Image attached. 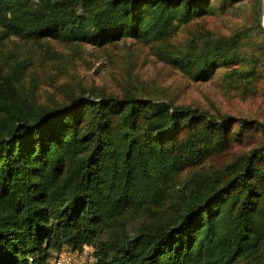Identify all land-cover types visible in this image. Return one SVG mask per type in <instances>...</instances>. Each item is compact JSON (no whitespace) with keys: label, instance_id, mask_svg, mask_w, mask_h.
<instances>
[{"label":"trees","instance_id":"trees-1","mask_svg":"<svg viewBox=\"0 0 264 264\" xmlns=\"http://www.w3.org/2000/svg\"><path fill=\"white\" fill-rule=\"evenodd\" d=\"M92 1L0 0V41L53 37L102 45L140 32V0H110L103 9L90 10ZM174 17L159 5L148 20L152 37L167 36ZM82 102L91 116L81 133L74 107L59 120V129H54L56 114L22 117L0 139V264H50L63 246L92 243L126 205L160 200L165 176L183 164L173 151L178 128L227 127L191 107L133 95ZM56 136L63 138L50 143ZM77 149L85 153L64 176L66 159ZM256 150L223 186L191 203L174 221L143 225L134 234L114 229V239L109 246L102 243L92 264H264L262 232L250 211L254 195L248 167ZM239 185L243 195L231 216L219 207L222 192ZM106 247L110 257L103 254Z\"/></svg>","mask_w":264,"mask_h":264},{"label":"rangeland","instance_id":"rangeland-1","mask_svg":"<svg viewBox=\"0 0 264 264\" xmlns=\"http://www.w3.org/2000/svg\"><path fill=\"white\" fill-rule=\"evenodd\" d=\"M109 2L93 0L90 10L103 9ZM161 4L175 12L170 24L174 28L155 39L148 20ZM138 8L140 32L102 45L53 37L1 40L0 139L22 117L31 120L34 115L56 114L54 129H59V120L74 107L78 111L74 122L81 133L91 116L84 100L133 95L196 109L212 122L224 121L226 129L178 128L173 151L183 164L165 176L160 200L126 205L101 227L92 243L83 245L92 247L94 263L102 243L109 246L114 239V229L134 234L143 225L174 221L191 203L223 186L257 148L248 179L254 195L250 211L260 225L263 248L264 0H140ZM62 138L48 139L58 143ZM82 153L77 149L67 157L64 176ZM222 193L219 207L233 216L243 187ZM110 253L104 248L105 256Z\"/></svg>","mask_w":264,"mask_h":264},{"label":"built area","instance_id":"built-area-1","mask_svg":"<svg viewBox=\"0 0 264 264\" xmlns=\"http://www.w3.org/2000/svg\"><path fill=\"white\" fill-rule=\"evenodd\" d=\"M92 247L87 248L82 245L80 249H72L68 246H63L59 251L54 252L50 258V264H85L88 258L89 264L93 262L92 254H90ZM91 262V263H90Z\"/></svg>","mask_w":264,"mask_h":264}]
</instances>
